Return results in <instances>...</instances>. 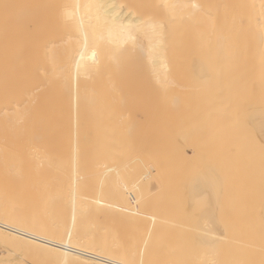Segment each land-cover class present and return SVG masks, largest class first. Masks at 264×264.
<instances>
[{
  "label": "bare ground",
  "instance_id": "bare-ground-1",
  "mask_svg": "<svg viewBox=\"0 0 264 264\" xmlns=\"http://www.w3.org/2000/svg\"><path fill=\"white\" fill-rule=\"evenodd\" d=\"M243 110L264 139V0H0V264H225L223 188L264 236V150L228 126ZM191 111L221 174L190 175ZM155 188L166 213L221 191L218 217L210 192L200 233L156 214Z\"/></svg>",
  "mask_w": 264,
  "mask_h": 264
},
{
  "label": "rangeland",
  "instance_id": "rangeland-1",
  "mask_svg": "<svg viewBox=\"0 0 264 264\" xmlns=\"http://www.w3.org/2000/svg\"><path fill=\"white\" fill-rule=\"evenodd\" d=\"M244 112H242V114H241V112H239L238 114V118H237V120L235 121H228L229 123H228V126L230 127V126H233V127H237L236 125L238 124V123H242L241 121L243 120V122L244 123H242L241 125H238V127H242V126H244L243 124H245L246 122H248V120L247 121H244L245 119V117H246V119H247V117H248V113H247V110H243ZM198 114H196L195 112H193V111H191V115H193V116H191V121H190V126H189V128L191 129V127L194 129V127H197L198 125V131H194L193 130V134H189V138H190V140H191V142L192 141H194V139L196 138V137H198V146H200L199 148H200V151L198 152L197 151V153H195L194 152V148L192 147V145L189 147V155L191 156L190 157V162H189V167H190V173H193V174H190V175H192V177H195V176H198L199 174H201L200 176H208V175H210L211 174V171H212V169H209V168H211L212 167V165H213V162L215 163V162H217V164L215 163V165H213L214 167H217V170L218 171H216L217 172V175H218V172H219V174H221V172H223V169L225 168V164H226V166H228V165H230L231 166V164H230V162H229V160L230 159H226L224 162H222V160H221V158H218V157H216V155H217V151H216V148L215 147H213V146H211V143L214 141V138L215 137H217V136H219V134L218 135H214V137L211 139L210 137H208L209 135L205 132L206 130L204 129V125H203V122L201 121V117L203 116V114L201 113V112H197ZM194 114H195V116H194ZM240 115H242V117L240 116ZM247 115V116H246ZM199 116V117H198ZM244 117V118H243ZM194 118V119H193ZM241 118H242V120H241ZM233 122H238L237 124L236 123H233ZM235 124V125H234ZM250 124H254V123H248L247 125L249 126L248 128H247V126L245 127V130L247 129L248 131H249V128H251V130H253L254 131V129H255V131L254 132H256V133H253L252 131H251V133L252 134H258L256 137H253V136H255V135H253L252 137V139H251V141H253V143H252V145L253 144H255V146H258V145H264V139H263V137L261 136V135H259L260 134V132L259 131H257V129H256V127L254 128V129H252L254 126H252V125H250ZM201 125H202V127H203V130H202V127H201ZM246 125V124H245ZM255 125V124H254ZM194 126V127H193ZM243 127V128H244ZM231 129H237V128H231ZM231 129H229L230 130V134H231ZM192 130V129H191ZM199 130H202V131H199ZM205 130V131H204ZM204 131V132H203ZM191 133V132H190ZM203 133V134H202ZM207 134V135H206ZM251 134V135H252ZM206 135V136H205ZM250 135V134H249ZM202 136V137H201ZM226 136H227V134H226ZM222 139L224 138V137H221ZM263 141H262V140ZM213 140V141H212ZM258 140H259V143H258ZM255 141H256V143H255ZM215 142V141H214ZM213 142V143H214ZM260 142H261V144H260ZM200 143V144H199ZM202 145V146H201ZM258 146V148L257 147H255V146H253V148L256 150V151H262V150H264V146ZM261 147V148H260ZM203 148L205 149L203 152L205 153H203L202 152V150H203ZM202 149V150H201ZM263 153H262V159L264 160V151H262ZM207 156V157H206ZM208 158V159H207ZM205 160H206V162H207V160H209V161H213L212 162V164H209L208 162L207 163H205ZM239 163H241L242 164V161H240ZM202 164V168H201V166H200V168L198 167L199 165H201ZM204 164H207V165H205L204 166ZM208 165H209V167H208ZM217 165H219V166H217ZM263 166H264V164H263ZM198 167V168H197ZM220 167V168H219ZM209 169V171H210V173H209V171L205 174H203V172H204V170L203 169ZM213 168V167H212ZM197 169V170H196ZM207 169V170H208ZM200 170H202L203 172L201 173V171ZM195 171H196V174L197 173H199V174H197V175H195ZM199 171V172H198ZM205 172H206V170H205ZM261 174V176H259ZM258 176H259V178L261 177V179L264 181V171L262 170V172L260 173V171L258 172ZM190 178V177H189ZM191 180H192V178H191ZM227 187V186H226ZM229 188H231V190L229 189ZM159 188H155L154 190H152L149 194L150 195H148L149 196V199H150V208H148L150 211H153V212H155L156 213V211H157V213L156 214H159V215H166V216H168V217H171L174 221H181L180 223H183V224H188L189 223V225H190V222H196V218L200 221L201 220V218H203L202 220H204L205 218H206V220H204V221H208L209 220V218L210 217H214V216H216V214H217V217H218V212L219 211H216V210H219V207H215L214 206V204L216 205V206H218L217 204L219 203L218 201H217V199L219 200V196L220 195H222V193L224 194L223 195V197H222V201L220 200V203L222 202V204H221V206L222 207H220V209L221 208H223L224 207V209H221L220 210V212H219V214H221L220 215V218H222V220L224 221V223L222 222L221 224H223L224 226L226 225L227 226V231H228V239L229 240H226V238H225V242L224 241H222L221 243L222 244H220L219 242V244H220V246H219V244L217 243L216 244V248H217V246H218V248L217 249H219V250H221V251H219L220 253L222 252L223 254L219 257V258H221V257H224L223 259H221V262L223 263L224 261H225V264L227 263V264H242L243 262L244 263H251V262H253V263H259L260 262V264H264V258H263V255H264V250L262 249V248H260L261 247V245H260V247H259V245H257V243L259 244V243H263V242H261V240H263L264 238V236L262 237V238H259V240H258V238H256L257 240H253L254 239V231L252 232L253 234V238H252V236H247V235H245V234H241V233H243V230H245V228H244V220L246 219V217H249V216H251V215H255L256 214V212H258L257 211V208H256V204L254 203L255 201H253L252 202V200H251V198H248L247 200H246V195L245 194H241V193H238V191H235L234 189H232V187L230 186H228V188H223L221 191H222V193H221V191L219 192V193H212V191H208L209 189L207 188V189H205V191L206 192H210L209 194H211V195H209V197L211 198V200H210V198L208 199V201L210 202H208V206H209V204L211 205V202H212V204H213V202L215 201V203L212 205V208H211V206H209V208H207L208 206H206V207H204V206H202V205H204V203H202V205L200 204V206H202V207H204L202 210H204L205 211V213H203V211H201L200 210V212L201 213H203L202 215H201V213L199 214V211L198 212H196V210H195V208H196V206L198 207V203L197 202H199L200 203V200H202L201 199V196L199 197V199H198V196L200 195V193H201V195H202V197L204 196V197H206V195H208V193H204V189L202 190V191H198V192H196L195 191V196L197 195V199H198V201L196 202V198H195V196H194V191L192 190V195H191V188L189 189V196H187V198L188 197H190L189 199L191 200H189V203H188V201H187V203L189 204V206H186V205H184V204H186V202H185V200H186V196L185 195H188V193H187V190H186V192H185V194H184V196L182 195V197L179 199V200H177V201H175V202H172V203H170V207H171V210H170V212H164L163 211V198H165V196H167L168 194L166 193L167 192V190H165V188L162 190V191H160L161 189H159ZM228 190H230V191H228ZM235 191V192H232V191ZM154 191V192H153ZM158 191V194L160 195H158L156 192ZM200 192V193H199ZM226 192H229V194L228 193H226ZM231 192V193H230ZM236 192H237V194H236ZM164 193V194H163ZM202 193H204V194H202ZM221 193V194H220ZM226 193V194H225ZM151 194H152V196H151ZM219 194V195H218ZM231 194V195H230ZM158 195V196H157ZM217 197H216V196ZM235 195V196H234ZM191 196L193 197V201H192V198H191ZM237 196V197H236ZM152 197V198H151ZM234 197V198H233ZM243 197H244V199L245 200H242L243 199ZM162 198V199H161ZM215 198H217V199H215ZM228 198V199H227ZM232 198H233V200H232ZM204 199H207V198H204ZM202 200V202H204L205 200ZM213 199V200H212ZM221 199V198H220ZM238 199V200H237ZM223 200H224V202H223ZM226 200V201H225ZM254 200H255V198H254ZM156 201V202H155ZM159 201V202H158ZM194 201L196 202V206H195V208H194V206H192V202L194 203ZM242 201V202H241ZM248 201V202H247ZM218 202V203H217ZM153 203V204H152ZM206 203V202H205ZM217 203V204H216ZM240 203V204H239ZM242 204H243V206H242ZM252 204V205H251ZM194 205V204H193ZM220 205V204H219ZM225 205H228V206H225ZM248 205V206H247ZM200 206L198 207V208H200ZM252 206V207H251ZM255 206V207H254ZM186 207H188L187 208V210H185L186 209ZM190 207V208H189ZM194 208V209H193ZM217 208V209H216ZM232 208V209H231ZM252 208V209H251ZM193 209V210H192ZM215 209V211H213ZM234 209H236V210H234ZM199 210V209H198ZM207 210V211H206ZM225 210V211H224ZM230 210V211H229ZM233 210V211H232ZM253 210V211H252ZM256 210V212H254ZM189 212V213H187V212ZM192 211L194 212L195 211V214L197 215L196 217L194 216L193 218H194V220H193V218H192V220H191V217H189L188 218V216L189 215H195L194 213L192 214ZM224 212V214H223V212ZM248 211V212H247ZM262 211V209H260V211H259V213ZM191 212V213H190ZM226 212V213H225ZM208 213H210V214H208ZM214 215H213V214ZM229 213H231V216H230V214ZM234 215H233V214ZM246 213V214H245ZM262 213H263V211H262ZM205 214V216L207 215V216H209L208 218H207V216L204 218L203 217V215ZM225 214H228V215H225ZM250 214V215H249ZM188 215V216H187ZM238 215V216H237ZM198 216H200L199 218H198ZM202 216V217H201ZM222 216H224V217H222ZM228 216V217H227ZM220 218H218V221L220 220ZM233 218V219H232ZM188 219H190L189 221H188ZM148 220V219H147ZM198 220H197V222H196V224L195 225H197V228H198V226H199V228L197 229V231L199 230V231H201L200 230V226L201 225H199V222H198ZM221 220V221H222ZM228 222H227V221ZM186 221V222H185ZM233 221V222H232ZM198 223V224H197ZM202 223H204L203 221H200V224H202ZM240 223V224H239ZM236 224H237V226H236ZM243 226H242V225ZM189 225H185V226H187V227H189ZM194 225V227H193V225H190L191 227H190V229H195V226ZM223 225H222V227H223ZM231 227H230V226ZM233 225V226H232ZM248 226H249V224H247ZM258 225H260V224H255V225H253L255 228H256V226H258ZM236 228H235V227ZM242 226V227H241ZM245 226H246V224H245ZM263 226V225H262ZM186 227V228H187ZM230 227V228H229ZM250 227H252V224H251V226ZM248 228V229H251V228ZM258 227H261V226H258ZM186 231H187V229L185 228V227H183ZM225 227H223V229H224ZM244 228V229H243ZM247 228V227H246ZM255 228H254V230H255ZM190 229H189V231H190ZM238 229V230H237ZM253 229V228H252ZM251 229V230H252ZM259 229V228H258ZM196 230V229H195ZM230 230V231H229ZM233 230H235L234 232H233ZM250 230V231H251ZM188 231V232H189ZM192 231L193 230H191V233L190 234H188V232H187V238H188V240L190 241L191 239H190V237H192L193 235V239L192 240H195L197 237V235L196 234H194L195 232H193V234H192ZM196 231V232H197ZM198 231V233H200ZM246 231V230H245ZM258 231V230H257ZM256 231V232H257ZM202 232V231H201ZM241 232V233H240ZM246 232H249V231H246ZM245 232V233H246ZM255 232V233H256ZM259 232V231H258ZM262 232V231H261ZM230 233V234H229ZM192 234V236H190ZM233 234V235H232ZM248 234V233H247ZM249 234H251V233H249ZM248 234V235H249ZM263 234V233H262ZM261 233H260V235H262ZM232 237H231V236ZM240 235V236H239ZM256 235H258V234H256ZM256 235H255V237H256ZM189 236V237H188ZM259 236V235H258ZM235 237V238H234ZM199 238H200V235H199ZM198 239V238H197ZM261 239V240H260ZM191 242V246H190V249H192V247L194 246L192 243V241H190ZM264 244V243H263ZM202 245V244H201ZM200 245V246H201ZM259 248H258V247ZM202 247H204L203 245H202ZM260 249V250H259ZM263 250V251H262ZM244 257V258H243ZM263 258V260H261ZM224 260V261H223ZM241 260V261H240ZM227 261V262H226Z\"/></svg>",
  "mask_w": 264,
  "mask_h": 264
}]
</instances>
